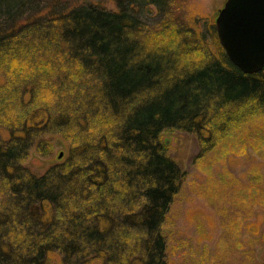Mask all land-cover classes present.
<instances>
[{"label": "trees", "instance_id": "trees-1", "mask_svg": "<svg viewBox=\"0 0 264 264\" xmlns=\"http://www.w3.org/2000/svg\"><path fill=\"white\" fill-rule=\"evenodd\" d=\"M114 2L0 0V264H168L162 225L186 171L162 132L194 134L205 160L264 129V69L235 65L210 17ZM57 139L63 160L34 170L31 151Z\"/></svg>", "mask_w": 264, "mask_h": 264}, {"label": "rangeland", "instance_id": "rangeland-1", "mask_svg": "<svg viewBox=\"0 0 264 264\" xmlns=\"http://www.w3.org/2000/svg\"><path fill=\"white\" fill-rule=\"evenodd\" d=\"M74 1L100 2L110 9L115 6L114 0ZM185 1L213 21L225 2ZM261 127L253 134L245 125L237 134L234 132L231 142L222 143L205 160L196 158L199 148L194 134L175 129L162 132L169 156L186 171L182 188L162 225L168 264H256L264 260V209L252 205L256 177H261L264 189ZM256 140L262 156L256 152ZM65 151L63 141L57 139L49 156L33 150L27 161L34 170L42 171L62 161Z\"/></svg>", "mask_w": 264, "mask_h": 264}, {"label": "water", "instance_id": "water-1", "mask_svg": "<svg viewBox=\"0 0 264 264\" xmlns=\"http://www.w3.org/2000/svg\"><path fill=\"white\" fill-rule=\"evenodd\" d=\"M214 24L219 43L235 65L245 73L264 69V0H225Z\"/></svg>", "mask_w": 264, "mask_h": 264}]
</instances>
